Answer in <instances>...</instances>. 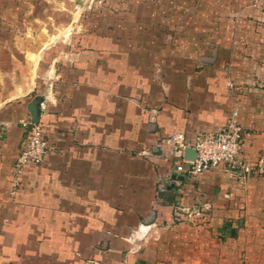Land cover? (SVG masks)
Listing matches in <instances>:
<instances>
[{
    "label": "crops",
    "instance_id": "1",
    "mask_svg": "<svg viewBox=\"0 0 264 264\" xmlns=\"http://www.w3.org/2000/svg\"><path fill=\"white\" fill-rule=\"evenodd\" d=\"M262 4L251 0L243 12L260 15ZM34 55L33 48L25 51L24 67L10 75L8 89L1 92L8 96L1 102H15L0 112L5 125L0 128V264H165L161 261L175 248L150 233L180 230L187 244L193 225L206 220L217 225L222 238L241 239L245 228L250 239L264 236L263 216L239 215L226 197L230 187L245 196L247 205L264 207V176L230 177L218 167L189 179L176 171L179 153L164 142L178 133L189 138L215 131L226 122L229 103L223 88L214 85L215 76L191 80L187 87H179L180 79L173 76L168 87L158 84L155 98L149 97L153 105L146 107L149 92L144 101L140 93L131 98L129 78L122 71L115 78L100 65L117 61L113 55L72 56L65 63L73 67L62 73L55 57L39 63ZM258 58L252 55L248 61ZM36 93L43 96L38 124L51 149L40 164L24 167L12 193L11 165L23 137L19 122L30 119L32 99L17 97ZM249 99L237 111L242 155L256 162L264 158V99ZM197 203L202 210L211 205L217 214L205 216L203 210L201 219L174 221L177 207L189 211ZM185 247L175 252L188 254Z\"/></svg>",
    "mask_w": 264,
    "mask_h": 264
},
{
    "label": "rangeland",
    "instance_id": "2",
    "mask_svg": "<svg viewBox=\"0 0 264 264\" xmlns=\"http://www.w3.org/2000/svg\"><path fill=\"white\" fill-rule=\"evenodd\" d=\"M250 1L0 0V99L8 97L1 94L2 90L8 89L10 75L24 67L25 51L33 48L34 59L39 63L48 56L55 57L61 73L73 67V63H65L72 56L93 53L117 57L115 62L108 59L100 65L108 66L115 78L121 74L129 78L133 86L131 98L140 93L144 101L149 92L146 107L153 105L149 99L155 98L153 91L158 84L168 87L173 76L180 79L179 87H187L191 80L196 83L215 76L214 85L223 88L228 99V118L243 99H264V95L255 94L256 89L264 91V7L260 15L245 14L243 10ZM240 8L242 13H236ZM252 55L261 58L249 62ZM68 78L67 75L65 79ZM36 86L39 88L38 83ZM36 95L20 96L17 100ZM13 101H0V112ZM4 126L0 122V128ZM228 189L226 197L232 199L239 215L258 214L264 218L261 204L247 205L245 196ZM201 206L197 203L181 216L174 211V221L191 216L201 219L203 210H207L205 216L214 212L211 205H204L203 210ZM193 226L194 237L187 244L180 230L172 235L170 228L150 233L152 239L165 237L168 249H184L188 245V254L174 249L162 263L264 264V236L250 239V229L245 228L241 239H226L216 230L217 225L207 220ZM251 227L253 231L259 230L256 224Z\"/></svg>",
    "mask_w": 264,
    "mask_h": 264
},
{
    "label": "built area",
    "instance_id": "3",
    "mask_svg": "<svg viewBox=\"0 0 264 264\" xmlns=\"http://www.w3.org/2000/svg\"><path fill=\"white\" fill-rule=\"evenodd\" d=\"M237 112L234 110L226 122L215 131L199 132L189 138L184 133L165 138L164 142L169 144L173 151L179 153L175 163L176 171L185 173L189 179H194L202 172L218 167L222 168L230 177L264 174V158L250 162L242 155L243 130ZM21 125L23 137L18 154L12 164L14 173L12 193L20 182L19 177L24 167L30 164H40L51 149L38 123H32L30 119H23ZM185 148L194 150L193 159L184 157ZM182 212H186V210L181 207L175 209V215L181 216Z\"/></svg>",
    "mask_w": 264,
    "mask_h": 264
},
{
    "label": "water",
    "instance_id": "4",
    "mask_svg": "<svg viewBox=\"0 0 264 264\" xmlns=\"http://www.w3.org/2000/svg\"><path fill=\"white\" fill-rule=\"evenodd\" d=\"M43 101V96L36 95L33 97L29 103L27 104V111L30 115V120L32 123H38L39 122V116H40V105ZM195 155V152L191 148H185L184 149V157L187 159H193Z\"/></svg>",
    "mask_w": 264,
    "mask_h": 264
}]
</instances>
